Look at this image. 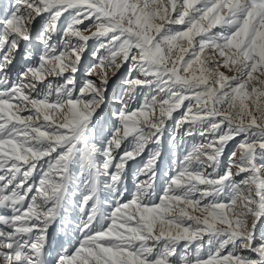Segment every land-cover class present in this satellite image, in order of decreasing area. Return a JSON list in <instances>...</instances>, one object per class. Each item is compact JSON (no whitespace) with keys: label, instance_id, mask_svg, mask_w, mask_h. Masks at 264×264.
<instances>
[{"label":"snow or ice","instance_id":"snow-or-ice-1","mask_svg":"<svg viewBox=\"0 0 264 264\" xmlns=\"http://www.w3.org/2000/svg\"><path fill=\"white\" fill-rule=\"evenodd\" d=\"M0 210V264H264V0H0Z\"/></svg>","mask_w":264,"mask_h":264},{"label":"rangeland","instance_id":"rangeland-1","mask_svg":"<svg viewBox=\"0 0 264 264\" xmlns=\"http://www.w3.org/2000/svg\"><path fill=\"white\" fill-rule=\"evenodd\" d=\"M191 142H193V141H189V143H191ZM136 166H137L136 164H132L130 166V171L134 170ZM164 168L165 169L167 168V162H165ZM132 179H133V177L130 175L129 178H128L129 186H131V184H132ZM0 214H2V210H0Z\"/></svg>","mask_w":264,"mask_h":264}]
</instances>
